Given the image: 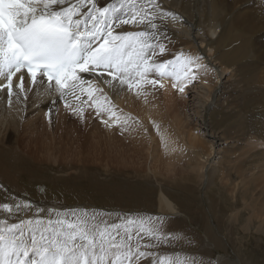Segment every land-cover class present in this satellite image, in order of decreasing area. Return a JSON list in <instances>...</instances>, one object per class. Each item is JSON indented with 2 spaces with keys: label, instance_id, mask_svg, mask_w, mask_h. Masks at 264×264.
Masks as SVG:
<instances>
[{
  "label": "rangeland",
  "instance_id": "374dc122",
  "mask_svg": "<svg viewBox=\"0 0 264 264\" xmlns=\"http://www.w3.org/2000/svg\"><path fill=\"white\" fill-rule=\"evenodd\" d=\"M193 2L196 5L195 15L193 14L195 18L193 23L196 22V29L199 26L198 21L201 22L202 18L206 20L210 17L208 2L206 4L200 3L199 0H161V3H164L167 8L175 6L176 3L183 4L181 7L183 11L188 10ZM249 2L246 4L248 10L245 9V11L249 12L251 8L250 12L253 10L258 12L259 0H253V2L250 0ZM183 7L186 9L184 10ZM181 14L186 15L185 12H181ZM160 25L164 24L161 22ZM170 36L173 37L172 34ZM245 37L243 35L242 38ZM167 38L166 36V39L162 41L165 49L168 48L165 53L172 49L166 54L167 56L160 55L157 50L156 58L160 61L165 58L166 60L163 61L170 60L173 58V52H179L177 46ZM230 42L231 39L224 43H218L217 57L222 49L229 46ZM195 45L199 46L198 43ZM201 52L207 56L209 54L206 47L201 49ZM164 56L166 57L164 58ZM250 60L240 61L243 62V65L239 68L243 72L239 74L238 79L244 78L245 82L241 83V87L234 83L233 78H229L222 87V93L217 95V104L212 107V101L211 104L209 103L211 106L206 105L203 110L200 108L202 110L200 126H196L198 131L192 135L195 138H199V135L202 137L200 149L191 150L189 155L186 148H176L177 156L169 167L165 158L166 154L161 152L163 154L161 156L159 153L160 149L165 150L166 141H161L156 125L159 126V131L165 135L166 140L171 138L177 146H183L182 133H180L183 129L182 117L186 116L188 108H190L189 113H194L198 108L197 105L199 106L198 103H201L200 99L203 95V93L196 94L195 92L198 86L196 79L187 85L189 89L184 93L185 97L180 95L177 86L173 87L174 83L170 82L169 85L161 87L160 85L164 82L160 81L157 84V89L153 88L154 91L158 90L157 94L160 92L161 99L157 102L160 105L156 106L158 105L154 103L156 100L147 105L143 103L139 111L145 123L132 119L123 120L118 125L110 123L113 128L110 138L108 136L110 142L107 145L110 144L113 149H117L107 154L111 157L115 152H119L120 159L126 161L127 166H121L116 170H105L102 166L98 168L94 166L84 168V165L81 164L76 166L74 161L76 163L79 161L77 160V162L75 157H70V154L75 156L77 147L75 143L68 144L69 139L61 145L65 154L66 161L62 158L64 162H59V159L54 162L52 158L37 162L22 154L12 157L2 156L9 169L19 166L24 173L21 172L16 176L14 170L8 172L0 170V204L15 205L27 201L31 202L32 207L21 208L19 212L14 211V214L0 209V218H4L8 224L18 223L20 219H27L35 215L38 209H44L39 215L45 219L49 216V209L60 212L71 210L96 212L112 223L119 222L118 218L123 214L152 218L163 217L161 225L163 233L179 238L169 239L167 243L149 248L147 251L157 253L160 257L169 256L173 261H184L185 264H264V224L261 221L264 220V215H262L263 218L260 217V221L254 219L253 216L254 208L264 200V154L258 152L264 149V145H260L264 142V136L259 134L261 133L262 120L264 123V88L259 86L257 81L252 82L260 71V67H255L260 64H254V58L252 61ZM257 60L264 63L262 54ZM214 76L216 79V74ZM167 87L165 94L168 95H165L163 91L166 89L162 90V88ZM168 104L172 105L173 118L168 114L171 112L166 108V106H170ZM177 109L180 115L174 118ZM39 117L42 118V116ZM34 120L33 126L39 124L37 131L33 130L32 125L24 127L23 141L25 143L33 141L41 129L42 120L40 118H34ZM192 121L190 118L185 132L191 133L194 130ZM202 121L205 126H202ZM239 124L245 126L242 131L239 129ZM132 125L135 128H132L134 130L127 140L132 142V147L128 145V148L135 150L132 149L134 152L126 150L123 157L119 150L121 148L120 137H125L124 131L127 128L131 129ZM235 125L237 126L235 127ZM49 130L48 133L51 132L50 128ZM220 130L229 133V135H225L224 142L221 140ZM63 132L57 131L58 134L61 133L63 137L67 138L70 133L69 127L65 130L63 128ZM95 137L97 138V136ZM184 137L189 138L188 133ZM233 138L240 139L238 145H242V147L236 148L235 146L233 149L232 146L228 147L227 151L229 152L220 155L218 162L212 166L211 172L208 173L209 170L206 172L205 166L203 168L205 171L201 170L200 175L195 163L198 160V155L207 151V141L210 142V151L214 148V153H216L215 150L218 147H226V144L230 143L229 140H233ZM220 141L223 143L220 144ZM97 143L98 141L91 140V138L87 139V142H83L86 145L85 148L96 146ZM232 143L236 145L235 141ZM102 146H106L103 141ZM3 151H7V149L0 146V154ZM72 151L73 153H71ZM67 160L72 161V164ZM128 161H131L130 164ZM18 162H20L19 165H17ZM205 173L208 174V179L204 178ZM257 174H261L263 178L261 177V180L252 179ZM3 176H7L4 178L5 182L1 180ZM8 178L13 181H8ZM161 190L175 204L180 214L175 215L160 206L159 192ZM142 242L150 243L152 241L145 238ZM154 259L155 257H148L141 260L140 264H153Z\"/></svg>",
  "mask_w": 264,
  "mask_h": 264
},
{
  "label": "snow or ice",
  "instance_id": "6c2138e0",
  "mask_svg": "<svg viewBox=\"0 0 264 264\" xmlns=\"http://www.w3.org/2000/svg\"><path fill=\"white\" fill-rule=\"evenodd\" d=\"M167 19L175 14L161 0H0V92L7 90L9 106L13 97L20 102L29 92H55L82 118L83 108L67 102L70 97L80 100L77 91L87 94L82 103L92 101L97 115L111 111L99 103L100 98L108 100L100 82L115 88L118 81L129 90L168 78L194 82L206 68L201 57L181 53L175 61L156 58L157 50L160 55L166 51L161 42L166 33L157 22ZM124 25L141 30L116 31ZM31 207L27 201L0 204L10 214ZM43 211L18 223L0 218V264H140L148 257H155L153 264H185L147 251L179 238L163 233V217L123 214L112 223L87 210L49 209L47 219L39 215ZM145 238L152 242L143 243Z\"/></svg>",
  "mask_w": 264,
  "mask_h": 264
},
{
  "label": "bare ground",
  "instance_id": "6f19581e",
  "mask_svg": "<svg viewBox=\"0 0 264 264\" xmlns=\"http://www.w3.org/2000/svg\"><path fill=\"white\" fill-rule=\"evenodd\" d=\"M249 1L250 0H199L200 3L207 4L208 2L210 8V17L207 18L206 20L202 18L201 22L198 21L199 26L198 28H196L197 30L195 29L194 26L195 23H193V19H195L193 14L196 6L194 2L191 3L190 7L186 11H183V9H181L183 4L178 5L176 3L174 4L175 6L172 5L171 8H167L165 7V4L162 3L163 8L166 11L175 14V19H167L162 21L164 25H160L161 23L160 21L157 22L160 26L161 31L163 33H166V36L168 37L167 40L172 42L174 45H176L177 49L179 50V52H177L176 48L174 49L176 52H173L172 55L173 58L170 60L175 61L176 58L180 56L181 53H183L184 56L190 55L193 57L195 56L201 57L200 63L206 66L205 69L199 70L196 74V83L198 86L196 87L197 89L195 92L196 94L203 93L200 99L201 103H198L199 106L197 105L198 108L194 111V113H189L190 108H188L186 112V116L182 117L183 121L181 125L183 129L181 127L182 132L180 133H182L181 138H182V144L184 143L183 146L182 145L177 146L171 138H167L165 142V150L164 149H160L161 151L158 150L160 154L161 152L166 154L165 158L167 160L168 167L171 163L175 161V158L177 156L176 148L179 149L186 148V150L189 152L188 153L189 155L191 153L190 152L191 150L194 151L200 149L201 147L200 142L202 137L199 135L200 138L199 139V138H195L192 135L198 131L196 126L197 127L200 126L202 110L203 108L206 107V105L211 106L209 105V103L211 104L212 101H213L212 107L217 104L216 102V99L218 97L217 95L218 94L220 95L222 93V87L226 82H228L229 78L230 79L233 78L234 83L237 86L241 87L240 86L241 83L244 82V78L242 80L238 79L239 74L243 72L239 68L241 65H243V62H240L241 60L251 59L250 61H252V59L254 58L255 60L254 64L257 65L260 64L258 65V67H255L252 64V66L255 68L260 67L259 68L260 71L257 78L252 82L257 81L258 85L264 88V63L257 60L261 54H262V59L264 60L263 58L264 0H259L260 7L257 5L259 8L258 12H254L253 9H252L253 11L250 12L251 9L250 7H249L250 8L249 12L245 11V9L248 10L246 4H249L250 3ZM103 2L104 0H101V4H103ZM109 2H112V0H109ZM238 4L240 5L237 6ZM185 9L186 8H184V10ZM181 12H185L186 15H182ZM138 30L141 29L130 25H124L122 29L121 28L116 29V31H138ZM171 34L173 35V37L170 36ZM243 35H245L246 37L242 38ZM228 39H231L229 46L225 49H222L219 56L217 57L216 47L218 43H224ZM195 43H198L199 46L197 47ZM167 46L169 47V45ZM205 47L209 52L208 56L201 52V49H205ZM171 49H169V52ZM168 53L164 52L165 55ZM166 56H164V58ZM163 60H166V58ZM214 74H216V79ZM84 76L85 78H88V74H84ZM154 78H158V77H154ZM160 81L164 82V84H162L163 86L169 85L170 82L176 83L178 90L180 87H184L183 92L179 91L182 97H185L184 93L189 89L187 88V85L190 83L189 81H185L183 84L171 78L162 79ZM211 82L214 83V85H212ZM16 83H18V81L14 78L13 81L14 86ZM113 83L116 84L115 88L109 87L108 85L100 82V86L103 87L104 93H106L108 100L105 101L102 98H100L99 103L111 109V111L109 112H102L101 115L96 114V105L93 104L92 101H89L86 104L82 103V101L87 100L86 93L81 94L80 91H77L76 95L80 97V100H76L75 97L68 98L67 102L70 103L73 107L78 106L79 108H83L84 111L82 118L78 114H73L72 108H66L65 107L66 101L60 100L58 94L55 92H53L51 95H44L42 90H41V94L39 95L36 92H29L27 99H25L24 96L21 95L20 102H16V98L13 97V103L11 104V106H9L8 104L7 90L5 89L4 91L0 92V146L7 149V151H3V153L0 154V170L2 172H8L9 170H14L16 172V176H18L21 172L23 174L24 172L22 171V168L19 166H13V168L9 169L6 160L2 158V156L12 157L17 154H22L28 157L29 159H32L37 162L46 161L47 159L50 158H52L54 162L57 161L58 159L59 162H62L63 161L62 158H64L65 160V154L61 149V145L67 139H69L70 141L69 143L68 142L66 143L76 144L77 147L76 155L74 156L70 154L71 155L70 157H75L76 161L77 160L79 161V163H76L74 161V164L76 166L80 164L84 165V168L85 167L87 168L88 166L89 167L94 166L97 168L99 166H102L105 170H109V169L116 170L119 169L121 166H127V162L120 159L119 157L120 155L118 154L119 152L118 153L115 152L111 157H109L107 154L108 152L111 151L114 152L117 149V148L113 149L110 146V144L107 145L108 142H110L109 139L110 133L112 134V128H113V126L110 123H115L118 125L119 123L123 122V120L126 119L140 120L143 123H145V121L142 119V114H139L142 104L144 103L147 105L148 103L150 104V102L155 100L156 101L154 103L156 104L159 101V99H161V96H159L160 92L158 94L156 92L158 91L156 90L158 87L157 84L153 86L144 83L141 85L140 89L133 88L132 90H129L126 85L120 86L118 84V81H114ZM29 86H30V81L26 77L25 88H28ZM153 88H156L155 89L156 91H154ZM163 89H166L165 91H163L165 94L168 87L162 88V90ZM14 90L19 91L18 89L15 88ZM137 92H139L140 94L137 95ZM53 101H55V103H53ZM159 105L160 104L156 106ZM166 108L167 110L171 111L168 112V114L170 115L171 118H173L171 114L172 105H170L169 107L166 106ZM239 110L242 109L239 108ZM127 114H129V117H127ZM179 115L180 112L177 109L176 113L174 114L175 116L174 118H176ZM39 116H42V118ZM34 118H38V119L40 118L42 120L43 123H40L41 129L39 133L36 134L37 136L34 138L33 141L29 143H25L23 141L24 127H30L32 125V127H34L33 130L37 131V126L39 124L38 125L36 124L37 126H33L35 124V120L33 121ZM190 118L193 120L191 123H193L195 127L191 133L184 131L185 127L186 126L188 127L189 125L188 123ZM102 121H107V123H104ZM131 124L134 123L131 122ZM263 125L264 123L262 120L261 133L259 134L260 135L262 134L264 136ZM61 126L62 127L64 126L63 127L64 130L69 127L70 133L67 138L61 135V133H64L63 128ZM202 126H205V123L203 121H202ZM236 126L237 125H235V127ZM130 127L131 129L127 128L124 131L123 134L125 135V137L123 136L120 137L121 148L119 150L123 157H124V152L126 150H130L132 152H134L133 150H135L134 148H132L133 150L131 148H128V145L129 146L131 145L132 147V142H129L127 140V137H129L130 133L133 132L134 129L132 128H135L133 127V125ZM49 128L51 129V132L48 133V131H50ZM121 128L124 129V127ZM242 128L244 129L245 126L243 124H239V129L241 131ZM58 130H60L61 133L58 134L57 133ZM186 133H188L189 138L184 137ZM219 133L221 135V140L224 142L225 135H229V133L223 130H220ZM95 136H97V138ZM90 138L91 140L95 139L96 141H98V143L96 146H89V148H85L86 145H84L83 142L84 141L87 142V139ZM203 140L205 141V139ZM239 140L240 139L238 138H233V140H229L230 143L226 144L227 145L226 147L224 146L222 148L218 147L215 150L216 153H214V148H212V150L210 151V142L207 141L208 142L207 143L208 148L206 149L207 151L199 154L198 160H196L195 163V166L198 168L200 175H201V170H203L205 166H206L205 168L206 172H208L209 170L208 173H210L212 166L215 163H217L218 159L221 157L220 155L223 154L224 152H229L227 151L228 147L232 146V149L235 148V146L236 148L242 147V145L241 146L238 145ZM102 141L106 146H102ZM222 141H220V144L223 143ZM232 141H235L236 145L233 144ZM260 145H264V142L260 143ZM258 152L264 154V149ZM71 153H73V151ZM162 155L163 154H161V156ZM72 161H70V164H72ZM130 162L131 161H128V164H130ZM19 163L20 162H18L17 165H19ZM28 172L30 173V171ZM5 177L7 176L1 177V180L3 182H5L4 181ZM261 177H262L261 174H257L256 176L252 177V179L261 180ZM204 178L205 179L209 178L207 173H205ZM8 181H13V180L8 178ZM7 184H9V182H7ZM159 204L168 212L170 211L175 215L180 214L175 204L171 201V199L167 195H165L164 192H162V190L159 192ZM255 208L253 210V216L255 217L254 219L256 220L258 219L260 221L261 220L260 217L264 215V200H262L259 206ZM261 221L264 224V220Z\"/></svg>",
  "mask_w": 264,
  "mask_h": 264
}]
</instances>
